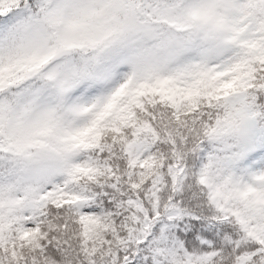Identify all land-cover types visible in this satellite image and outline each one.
<instances>
[{"label": "snow or ice", "instance_id": "snow-or-ice-1", "mask_svg": "<svg viewBox=\"0 0 264 264\" xmlns=\"http://www.w3.org/2000/svg\"><path fill=\"white\" fill-rule=\"evenodd\" d=\"M0 264H264V0H0Z\"/></svg>", "mask_w": 264, "mask_h": 264}]
</instances>
